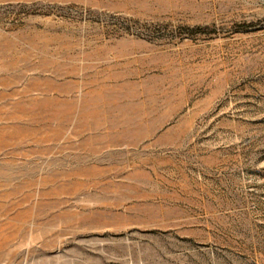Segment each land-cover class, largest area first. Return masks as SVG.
Wrapping results in <instances>:
<instances>
[{"label":"rangeland","instance_id":"rangeland-1","mask_svg":"<svg viewBox=\"0 0 264 264\" xmlns=\"http://www.w3.org/2000/svg\"><path fill=\"white\" fill-rule=\"evenodd\" d=\"M0 264H264V0H0Z\"/></svg>","mask_w":264,"mask_h":264}]
</instances>
